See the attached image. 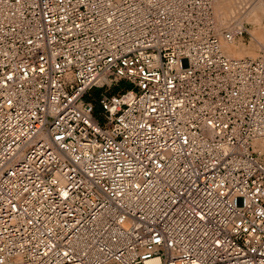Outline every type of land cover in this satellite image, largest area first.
I'll use <instances>...</instances> for the list:
<instances>
[{
	"label": "built area",
	"instance_id": "built-area-1",
	"mask_svg": "<svg viewBox=\"0 0 264 264\" xmlns=\"http://www.w3.org/2000/svg\"><path fill=\"white\" fill-rule=\"evenodd\" d=\"M213 5L0 0V264H264V43Z\"/></svg>",
	"mask_w": 264,
	"mask_h": 264
},
{
	"label": "bare ground",
	"instance_id": "bare-ground-1",
	"mask_svg": "<svg viewBox=\"0 0 264 264\" xmlns=\"http://www.w3.org/2000/svg\"><path fill=\"white\" fill-rule=\"evenodd\" d=\"M239 0H216V5L214 1V12L215 16L219 22V25L223 27L224 25H227L228 22L231 20L237 21V24L241 25L243 23V20L245 17H247L248 20H259L264 19V0H250L249 3H247V6L244 7V9H241V12L236 17H231V19L226 20L227 16H230V14H233L234 12L238 11L236 10L237 4ZM248 1V0H247ZM233 5H230L232 4ZM236 4V5H235ZM250 5V7H248ZM247 9V10H245ZM241 15V16H240ZM221 19H225L226 21H220ZM244 28V27H243ZM259 31V30H258ZM253 32V37L258 41L259 49L262 42L261 40L264 38V31L263 34L260 32ZM234 42H223L222 43V50L223 52L230 56V57H239L241 54L234 48ZM252 57V56H251Z\"/></svg>",
	"mask_w": 264,
	"mask_h": 264
},
{
	"label": "rangeland",
	"instance_id": "rangeland-1",
	"mask_svg": "<svg viewBox=\"0 0 264 264\" xmlns=\"http://www.w3.org/2000/svg\"><path fill=\"white\" fill-rule=\"evenodd\" d=\"M215 1V5H216V0ZM233 1V0H232ZM250 0H239L238 2H236V10L239 9L238 11L234 12L233 14H230V16H227L226 20L231 19V17H236L240 14L241 9L243 10L245 6H247V3H249ZM230 5H233L230 4ZM250 7V5L248 6ZM247 10V9H245ZM241 16V15H240ZM220 20V19H219ZM225 19H221L220 21H226ZM243 23H246L245 28L247 29L248 33H243L242 35L236 37L234 39V48L241 54L239 57L241 56H252L255 57L258 54V50H259V44L258 41L253 37L254 34L253 32H260L263 34L264 31V19H259V20H248L247 17L244 18ZM262 42H264V38L261 40ZM117 89H119V87H114V89H112V91H116ZM100 92V89H95L93 91V94L95 96H97Z\"/></svg>",
	"mask_w": 264,
	"mask_h": 264
},
{
	"label": "trees",
	"instance_id": "trees-1",
	"mask_svg": "<svg viewBox=\"0 0 264 264\" xmlns=\"http://www.w3.org/2000/svg\"><path fill=\"white\" fill-rule=\"evenodd\" d=\"M118 87L127 88L128 85H127L124 81H121V82L119 83V86H118ZM115 90H116V89H115ZM99 109H100V106H99V104L96 102V103H95V110H94V112H97Z\"/></svg>",
	"mask_w": 264,
	"mask_h": 264
}]
</instances>
